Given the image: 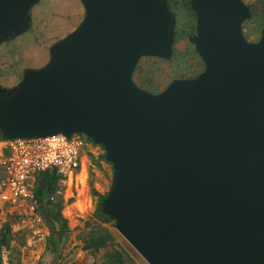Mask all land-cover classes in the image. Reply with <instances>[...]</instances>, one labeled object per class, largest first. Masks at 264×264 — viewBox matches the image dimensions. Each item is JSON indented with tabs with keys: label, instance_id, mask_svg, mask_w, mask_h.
<instances>
[{
	"label": "water",
	"instance_id": "95a60500",
	"mask_svg": "<svg viewBox=\"0 0 264 264\" xmlns=\"http://www.w3.org/2000/svg\"><path fill=\"white\" fill-rule=\"evenodd\" d=\"M38 2L0 0V45ZM81 2L85 20L50 63L0 91V134L103 146L115 171L104 212L149 264H264V32L245 39L249 7L194 0L206 72L153 95L134 74L142 57H172L167 0Z\"/></svg>",
	"mask_w": 264,
	"mask_h": 264
},
{
	"label": "rangeland",
	"instance_id": "374dc122",
	"mask_svg": "<svg viewBox=\"0 0 264 264\" xmlns=\"http://www.w3.org/2000/svg\"><path fill=\"white\" fill-rule=\"evenodd\" d=\"M257 1L242 0L245 5ZM177 5L178 2L171 4V10L176 13V28L181 38L174 43L172 57H142L138 63L134 80L145 90L158 87L165 91L182 75L190 79L206 70L190 39L191 23L196 22L194 16L184 10V5ZM79 12L86 17L81 0H39L31 10L30 28L17 39L13 38L14 41L0 45V57L3 51L9 52V61L4 65L10 63L5 69L0 68V77L12 74L15 79H24L26 71L46 67L51 61L52 48L79 28L74 26ZM242 30L247 42L257 44L263 37L264 20H246ZM174 56L183 58V62L172 60ZM90 141L93 147L86 153L81 169L72 178L60 175L59 190L52 197L54 204L61 207L59 214L65 220L63 232L59 222L54 221V226L44 214L36 195L38 186L34 198L24 204L0 201V230L7 224L11 226V245L4 251L5 264H112L114 253L122 256L123 264H149L116 229L114 220L97 217L98 197L93 195V190L109 195L115 171L106 158L102 159L103 154L106 156L105 148ZM1 147L0 144V153ZM52 208L58 210L56 206ZM105 231L112 237L106 248L86 249L92 233L98 235Z\"/></svg>",
	"mask_w": 264,
	"mask_h": 264
},
{
	"label": "built area",
	"instance_id": "2783aa9c",
	"mask_svg": "<svg viewBox=\"0 0 264 264\" xmlns=\"http://www.w3.org/2000/svg\"><path fill=\"white\" fill-rule=\"evenodd\" d=\"M90 140L83 134H57L0 142V199L8 204L33 199L38 177L47 171L72 178L81 169L86 153L91 152Z\"/></svg>",
	"mask_w": 264,
	"mask_h": 264
},
{
	"label": "trees",
	"instance_id": "16d2710c",
	"mask_svg": "<svg viewBox=\"0 0 264 264\" xmlns=\"http://www.w3.org/2000/svg\"><path fill=\"white\" fill-rule=\"evenodd\" d=\"M193 1L194 0H167L168 6H169L170 10H171V4H173L174 2H176V3L178 2L179 5H177V6L184 5V7H183L184 10L187 11V12H189L190 14H192V16H194V19H195L194 21H196V22L191 23V26H190V28H191L190 35L192 37L190 39H192L193 37L196 36L197 31H198V24H199L198 14H197V12L192 7V2ZM247 6L249 7L250 13H251V17L249 19H247V20H251V19H256V20L263 19L264 20V0H258L256 3H253L251 5H247ZM171 12L173 13L172 10H171ZM173 15L175 16L176 23H177L176 13L174 12ZM178 33H179V30L175 26V30H174V43H176L177 41H179L180 38H181V36H179ZM192 44H194V43H192ZM195 51L198 52L197 48L195 49ZM198 54H199V52H198ZM199 56H200V54H199ZM148 57H154V56H148ZM172 60H175V61L181 60L183 62L184 59L183 58H179L177 56H174ZM203 62H204V60H203ZM183 67H184V65H181L180 66V69H183ZM205 72H206V70H204L203 73H200L199 76H201ZM181 73H183V72H181ZM134 76H135V74H134ZM183 76H185V75H182L181 78H179V80H176V81L189 80V79H186V77H183ZM199 76L194 77V78H190V79H196ZM134 82H135V80H134ZM171 83H170V85H171ZM136 85L139 88H141L142 90H144V91H146V92H148L150 94H153V95H159V94H161V93L164 92V91H160L158 89V87H153L150 90H145L138 83H136ZM105 158H106V156L103 155L102 156V159H105ZM97 163H99V162H97ZM60 177L61 176L58 175L56 171H47V172L43 173L41 175L40 179H39L38 187L36 189V195L38 196V198L40 200V203L42 204V206H41L42 207V210L44 211V214L49 219V222L51 224H53V225H54V221L59 222L60 225H61V230H62L61 232H63L64 230H63V225L62 224H63V222L65 220H63L61 218V215L59 214L61 207H60L59 204H54V202H53L54 200L52 199V197L56 196V193L59 190V185L58 184H59ZM93 195L96 196V197H98V208H97V211H96L97 217L99 219H103L105 221H111V218L104 212V204H105V201L108 198V195H102V194H100L99 192H97L95 190H93ZM46 199L49 200L47 207L44 206V201ZM53 206H56L58 210L55 211L52 208ZM10 227L11 226L7 224V225H5L0 230V264H5V261H4V251H5V249L9 248L10 245H11L10 244L11 243V228ZM88 239L89 240L87 242L86 249H101V248H106L109 245L108 243L112 241L111 234L108 233L107 231H105V233L99 232L98 235H96L95 233H92L89 236ZM111 258L113 259V263L112 264H123V258H122V256L120 254L114 253V254H112Z\"/></svg>",
	"mask_w": 264,
	"mask_h": 264
},
{
	"label": "crops",
	"instance_id": "0c3cea01",
	"mask_svg": "<svg viewBox=\"0 0 264 264\" xmlns=\"http://www.w3.org/2000/svg\"><path fill=\"white\" fill-rule=\"evenodd\" d=\"M77 5H79V4L77 3ZM83 19H85L84 13L79 12L77 14V19H75L74 26L76 28H78L82 24ZM15 39H17V38H15ZM14 40L11 39V40L6 41V42H11V41H14ZM1 45H4V44H1ZM0 47H2V46H0ZM8 56H9V52L3 51V54L0 57V68L1 69H5V67H8V65L10 64V63H8V65H4L6 62L9 61ZM24 77H25V75H24ZM0 80H1L0 91L4 92V93H11V92L15 91L18 88V86L22 83V81L24 79H20V77H19V79H15V77L12 74H6V75L1 76ZM0 139H1L0 140L1 144H2L3 141H6L1 134H0ZM4 153L7 154V152H5V151H4ZM41 175L38 177L36 186H38L39 179H40ZM2 177H3V173H2V167H1L0 181L2 180ZM0 201H2V200L0 199ZM2 202H4V201H2ZM44 204H45V206L47 205L45 201H44Z\"/></svg>",
	"mask_w": 264,
	"mask_h": 264
},
{
	"label": "flooded vegetation",
	"instance_id": "af4514ba",
	"mask_svg": "<svg viewBox=\"0 0 264 264\" xmlns=\"http://www.w3.org/2000/svg\"><path fill=\"white\" fill-rule=\"evenodd\" d=\"M27 72V71H26Z\"/></svg>",
	"mask_w": 264,
	"mask_h": 264
}]
</instances>
